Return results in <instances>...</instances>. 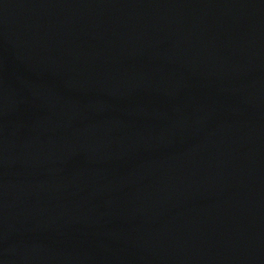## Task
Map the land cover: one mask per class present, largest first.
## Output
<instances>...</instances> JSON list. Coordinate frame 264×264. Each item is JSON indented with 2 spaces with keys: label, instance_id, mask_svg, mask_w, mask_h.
<instances>
[{
  "label": "water",
  "instance_id": "95a60500",
  "mask_svg": "<svg viewBox=\"0 0 264 264\" xmlns=\"http://www.w3.org/2000/svg\"><path fill=\"white\" fill-rule=\"evenodd\" d=\"M0 264H264V0H0Z\"/></svg>",
  "mask_w": 264,
  "mask_h": 264
}]
</instances>
